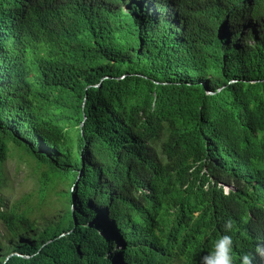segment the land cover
Here are the masks:
<instances>
[{
  "label": "trees",
  "instance_id": "obj_1",
  "mask_svg": "<svg viewBox=\"0 0 264 264\" xmlns=\"http://www.w3.org/2000/svg\"><path fill=\"white\" fill-rule=\"evenodd\" d=\"M9 145L37 183L16 201ZM0 223V264L255 255L264 0H0Z\"/></svg>",
  "mask_w": 264,
  "mask_h": 264
},
{
  "label": "rangeland",
  "instance_id": "obj_2",
  "mask_svg": "<svg viewBox=\"0 0 264 264\" xmlns=\"http://www.w3.org/2000/svg\"><path fill=\"white\" fill-rule=\"evenodd\" d=\"M9 156L5 163V167L10 176V187L8 198L12 201L18 200L22 195L35 192L37 189V183L34 176L32 175V170L30 166L27 165V158L23 151L17 150L12 145H9ZM230 189V188H229ZM227 187H223V190H229ZM54 197L50 198L53 200ZM54 209H51L45 202L39 211L36 213L37 217L40 214L47 216L51 214ZM40 223L39 221L37 222ZM7 235V228L4 224L0 223V240ZM11 239V237H9ZM2 241V240H1ZM3 242L7 244V240L4 239Z\"/></svg>",
  "mask_w": 264,
  "mask_h": 264
},
{
  "label": "clouds",
  "instance_id": "obj_3",
  "mask_svg": "<svg viewBox=\"0 0 264 264\" xmlns=\"http://www.w3.org/2000/svg\"><path fill=\"white\" fill-rule=\"evenodd\" d=\"M223 229L225 233L233 231L234 222L231 219L226 220ZM232 252V237L227 234L221 235L214 241L212 249L201 257L200 264H233ZM254 253L255 255L244 254L241 257V264H253L256 258L264 262V245H257Z\"/></svg>",
  "mask_w": 264,
  "mask_h": 264
},
{
  "label": "water",
  "instance_id": "obj_4",
  "mask_svg": "<svg viewBox=\"0 0 264 264\" xmlns=\"http://www.w3.org/2000/svg\"><path fill=\"white\" fill-rule=\"evenodd\" d=\"M208 93H210V92H208ZM76 185V184H75ZM74 185V186H75ZM71 210H72V212H73V207L71 208ZM20 256L19 254H17V253H12V254H10L7 258H9V257H11V256ZM7 260V259H6Z\"/></svg>",
  "mask_w": 264,
  "mask_h": 264
}]
</instances>
